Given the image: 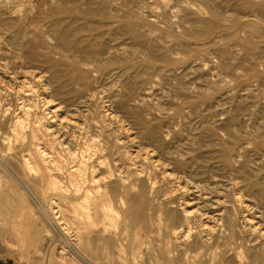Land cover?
I'll list each match as a JSON object with an SVG mask.
<instances>
[{"label":"rangeland","instance_id":"1","mask_svg":"<svg viewBox=\"0 0 264 264\" xmlns=\"http://www.w3.org/2000/svg\"><path fill=\"white\" fill-rule=\"evenodd\" d=\"M19 116L33 155L40 144L63 156V175L85 161L119 185L111 235L137 244L138 261L160 244L178 264H264V0H0L8 159ZM140 190L149 215L179 214L175 232L129 222ZM0 245V264H47L17 237Z\"/></svg>","mask_w":264,"mask_h":264},{"label":"bare ground","instance_id":"2","mask_svg":"<svg viewBox=\"0 0 264 264\" xmlns=\"http://www.w3.org/2000/svg\"><path fill=\"white\" fill-rule=\"evenodd\" d=\"M14 121L11 123V135L6 132L5 138L11 141L13 136L18 141L20 155L8 159L0 153V165L9 171L3 178L5 188H0L1 241H13L17 237L21 245L32 247L31 252L35 256L43 255L47 264H178V259L172 257L171 249L160 244L154 247L155 258L149 262L138 261L142 249L135 243L126 252L123 245L111 235L116 216L109 191L119 185H109L104 180L106 175L97 174L94 163L87 164L85 161L70 166L66 175H63V156L60 152H56V155L48 154L45 147L37 144L33 155L20 143L26 136L22 129L24 119L19 116ZM34 136H38V133L34 132ZM51 144L52 141H49L48 145ZM21 145L23 147L20 149ZM38 171L40 176L35 183L39 186L35 189L29 182V176ZM64 178L72 187L71 191L65 185ZM127 200L129 204L124 215L129 222L141 225L147 231H151L152 222L158 230L166 226L176 231L179 214L169 209L160 211L156 216L149 215L143 190L127 197ZM26 203L27 206H22ZM194 210L186 207L183 209L186 215L194 213ZM24 219L27 223L21 226V220ZM114 246L119 250L118 256L113 254ZM251 257L252 260L258 259L260 251L252 249ZM119 258L121 263L117 261Z\"/></svg>","mask_w":264,"mask_h":264}]
</instances>
